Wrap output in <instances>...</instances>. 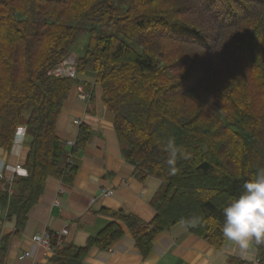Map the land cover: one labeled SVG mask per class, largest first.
I'll use <instances>...</instances> for the list:
<instances>
[{"label": "trees", "instance_id": "1", "mask_svg": "<svg viewBox=\"0 0 264 264\" xmlns=\"http://www.w3.org/2000/svg\"><path fill=\"white\" fill-rule=\"evenodd\" d=\"M84 36L77 73L94 74L123 156L136 162L134 176L160 180L150 222L122 210L99 212L123 221L144 256L179 222L221 249L222 208L264 169V0H0V147L11 151L23 123L30 147L28 175H14L12 184L0 179L4 219L16 217L8 235L0 222V264L47 178L71 185L78 171L72 156L91 138L82 123L72 147L57 134L79 80L50 74ZM170 138L184 151L175 174L164 150ZM123 236L113 221L52 261L79 264L92 247L108 250ZM256 249L264 264V245ZM228 263L249 264L236 256Z\"/></svg>", "mask_w": 264, "mask_h": 264}, {"label": "crops", "instance_id": "2", "mask_svg": "<svg viewBox=\"0 0 264 264\" xmlns=\"http://www.w3.org/2000/svg\"><path fill=\"white\" fill-rule=\"evenodd\" d=\"M77 78L79 83L72 86L59 116L57 134L65 142L74 141L80 120L89 126L91 138L80 152L72 156L78 171L71 185L58 177L47 178L44 193L29 211L25 229L11 240L6 264H55L52 258L59 250L69 245L85 246L90 237L113 221L123 228L124 236L108 250L92 247L79 264H229L231 256L240 257L235 246L226 239L222 248L217 249L190 233L184 222L161 232L154 239L150 253L144 256L123 221L99 212L103 207L122 210L150 222L156 215L151 200L160 180L148 177L142 181L134 176L135 166L123 156L113 114L104 106L102 89L96 84L94 74L78 73ZM90 92L93 93L92 99L81 98L83 93ZM17 135L20 144L13 145L10 152L0 147V166L4 164L6 177L13 174L17 164H24L30 150L24 123L18 127ZM104 189L113 191V194L105 196ZM5 216L6 211L0 209L2 235L11 234L16 228V217L4 219ZM44 231L52 232L58 238L50 249L35 246L32 241L35 234ZM25 252H30L31 256H24ZM256 254L255 249L254 257Z\"/></svg>", "mask_w": 264, "mask_h": 264}, {"label": "clouds", "instance_id": "3", "mask_svg": "<svg viewBox=\"0 0 264 264\" xmlns=\"http://www.w3.org/2000/svg\"><path fill=\"white\" fill-rule=\"evenodd\" d=\"M164 150L168 153L166 163L175 174L178 157H183L184 151L172 138ZM222 213L223 237L235 246L242 259L254 264L256 247L264 245V169L243 183L240 194L222 208Z\"/></svg>", "mask_w": 264, "mask_h": 264}, {"label": "built area", "instance_id": "4", "mask_svg": "<svg viewBox=\"0 0 264 264\" xmlns=\"http://www.w3.org/2000/svg\"><path fill=\"white\" fill-rule=\"evenodd\" d=\"M69 58V56H68ZM76 60L73 59L72 61H69V59H65L62 63L58 64L56 67L52 68L50 70V74L55 75V76H61V77H70V78H77V70H76ZM81 98L83 100H89L90 99V94L89 93H83L81 95ZM81 124V121H78V125ZM18 141V142H17ZM20 142V138L18 137V135H16L15 138V142H14V146ZM75 141H66L67 146L72 147L74 146ZM17 144V145H18ZM4 164H2L0 166V179H5L6 182L8 184H12L13 182V177L14 175H21V176H27L28 175V171L27 169L21 165V164H17L14 168H13V174L10 177H6L5 173H4V169L5 166ZM103 194L105 196H110L113 194V191L111 190H103ZM61 236V235H60ZM60 236H58L60 238ZM51 239L52 236L50 234L49 231H44L42 233H37L32 237V241L34 243L35 246H43L47 249H50L51 247ZM24 256H31L30 252H25ZM260 259L258 258L257 254L254 257V264H259Z\"/></svg>", "mask_w": 264, "mask_h": 264}, {"label": "rangeland", "instance_id": "5", "mask_svg": "<svg viewBox=\"0 0 264 264\" xmlns=\"http://www.w3.org/2000/svg\"><path fill=\"white\" fill-rule=\"evenodd\" d=\"M87 39L88 37L84 36L83 38H81V40L79 41V44L74 48V51L77 53H72L69 55V58L67 57L66 59L69 61H72L73 59H75L76 61L78 60V57L83 54V48L85 47V44L87 43ZM78 53H80L78 55ZM257 250V249H256Z\"/></svg>", "mask_w": 264, "mask_h": 264}, {"label": "water", "instance_id": "6", "mask_svg": "<svg viewBox=\"0 0 264 264\" xmlns=\"http://www.w3.org/2000/svg\"><path fill=\"white\" fill-rule=\"evenodd\" d=\"M130 163H131V164H133V165H135V164H136V162H135V161H130Z\"/></svg>", "mask_w": 264, "mask_h": 264}]
</instances>
